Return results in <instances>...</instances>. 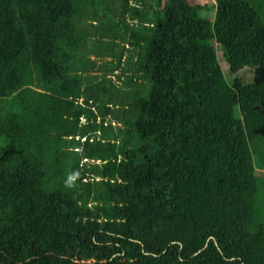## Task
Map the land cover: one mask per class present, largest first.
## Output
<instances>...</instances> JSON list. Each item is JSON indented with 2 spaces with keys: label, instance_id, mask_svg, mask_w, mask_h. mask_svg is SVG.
Masks as SVG:
<instances>
[{
  "label": "trees",
  "instance_id": "obj_1",
  "mask_svg": "<svg viewBox=\"0 0 264 264\" xmlns=\"http://www.w3.org/2000/svg\"><path fill=\"white\" fill-rule=\"evenodd\" d=\"M212 4L0 0V264H264V0Z\"/></svg>",
  "mask_w": 264,
  "mask_h": 264
},
{
  "label": "rangeland",
  "instance_id": "obj_2",
  "mask_svg": "<svg viewBox=\"0 0 264 264\" xmlns=\"http://www.w3.org/2000/svg\"><path fill=\"white\" fill-rule=\"evenodd\" d=\"M161 1H162V0H161ZM198 2H199L201 5L206 4V5L208 6L206 12H207L208 17L210 18V20H212V19L214 18V11H215V9H214L212 3H214L215 0H198ZM128 21L131 23L130 20H128ZM212 44H213V47H214V49H215V51H216V56L218 57V55L221 53L220 50H219V46H218L215 42H213ZM91 58L94 59L93 56H91ZM123 58H124V57H123ZM109 59H110L109 57H106V58H104V59H99L98 62H99V63H102V62H104L105 60L108 61ZM110 60H111V59H110ZM99 63H98V64H99ZM220 63H221L222 69L225 70L226 66H225V63L223 62V60H220ZM118 73H119V71H116V72L114 73L113 76L111 75V76H112V79H115V78H116V75H118ZM250 73H251V75H250ZM237 76L243 78V80H244L245 83H250V82L252 81V71H250L248 68H247L246 70H242V71H240V72L237 74ZM120 83L122 84L123 81H120ZM122 85H123V84H122ZM81 122L83 123V122H84V119H81ZM256 173H257L258 175H261V176L264 177V169L256 168Z\"/></svg>",
  "mask_w": 264,
  "mask_h": 264
}]
</instances>
